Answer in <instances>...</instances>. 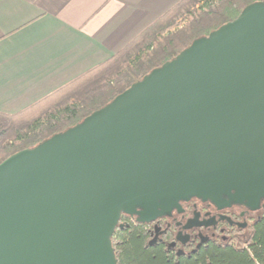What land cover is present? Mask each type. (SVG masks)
<instances>
[{
	"label": "water",
	"instance_id": "water-1",
	"mask_svg": "<svg viewBox=\"0 0 264 264\" xmlns=\"http://www.w3.org/2000/svg\"><path fill=\"white\" fill-rule=\"evenodd\" d=\"M189 198L264 202V1L0 163V264H116L122 213L151 222Z\"/></svg>",
	"mask_w": 264,
	"mask_h": 264
},
{
	"label": "trees",
	"instance_id": "trees-1",
	"mask_svg": "<svg viewBox=\"0 0 264 264\" xmlns=\"http://www.w3.org/2000/svg\"><path fill=\"white\" fill-rule=\"evenodd\" d=\"M263 1L181 0L106 63L16 115L0 114V163L80 124L194 41ZM178 16L183 24L161 34ZM110 243L116 264H264V211L227 243L208 245L177 262L166 258L162 250H146L141 230L121 237L116 245L112 235Z\"/></svg>",
	"mask_w": 264,
	"mask_h": 264
},
{
	"label": "crops",
	"instance_id": "crops-1",
	"mask_svg": "<svg viewBox=\"0 0 264 264\" xmlns=\"http://www.w3.org/2000/svg\"><path fill=\"white\" fill-rule=\"evenodd\" d=\"M181 0H0V114L106 63Z\"/></svg>",
	"mask_w": 264,
	"mask_h": 264
},
{
	"label": "flooded vegetation",
	"instance_id": "flooded-vegetation-1",
	"mask_svg": "<svg viewBox=\"0 0 264 264\" xmlns=\"http://www.w3.org/2000/svg\"><path fill=\"white\" fill-rule=\"evenodd\" d=\"M263 206L261 202L257 209L251 210L231 203L218 209L209 201L189 198L180 202V211L172 210L170 216L151 222H140L136 216L122 213L113 232V245L133 230H141L146 250H162L166 258L177 262L208 245L227 243L264 211Z\"/></svg>",
	"mask_w": 264,
	"mask_h": 264
},
{
	"label": "rangeland",
	"instance_id": "rangeland-1",
	"mask_svg": "<svg viewBox=\"0 0 264 264\" xmlns=\"http://www.w3.org/2000/svg\"><path fill=\"white\" fill-rule=\"evenodd\" d=\"M183 24V17L178 16L176 20L171 24V26L164 27L163 30H161V34H166L169 31H173L175 29H178Z\"/></svg>",
	"mask_w": 264,
	"mask_h": 264
}]
</instances>
